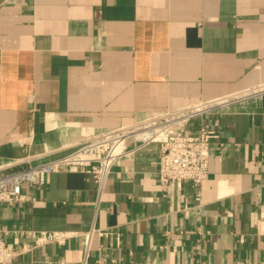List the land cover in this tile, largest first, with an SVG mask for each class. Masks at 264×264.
<instances>
[{"label":"crops","instance_id":"obj_1","mask_svg":"<svg viewBox=\"0 0 264 264\" xmlns=\"http://www.w3.org/2000/svg\"><path fill=\"white\" fill-rule=\"evenodd\" d=\"M264 83V0H0V169ZM209 176L162 186L161 148L138 146L103 189L48 176L5 205L14 264H264V95L203 119ZM20 164V165H19ZM64 243L34 245L41 232Z\"/></svg>","mask_w":264,"mask_h":264},{"label":"built area","instance_id":"obj_2","mask_svg":"<svg viewBox=\"0 0 264 264\" xmlns=\"http://www.w3.org/2000/svg\"><path fill=\"white\" fill-rule=\"evenodd\" d=\"M264 95V83L235 94L196 102L164 113L155 114L132 124L106 130L82 139L69 154L43 163L8 166L0 169V213L5 205L35 201L28 191L43 187L49 175L59 172H84L103 189L116 164L133 154L138 146L158 143L161 148L158 180L162 186L190 182L200 187L209 176L210 144L218 135L206 123L198 133L189 132L188 125L196 118L224 109L234 102ZM139 143L129 147V143ZM20 165V164H19ZM64 232H41L34 236V245L64 243ZM4 240L0 227V264H14L21 254Z\"/></svg>","mask_w":264,"mask_h":264}]
</instances>
